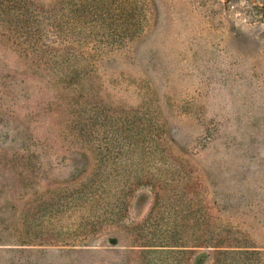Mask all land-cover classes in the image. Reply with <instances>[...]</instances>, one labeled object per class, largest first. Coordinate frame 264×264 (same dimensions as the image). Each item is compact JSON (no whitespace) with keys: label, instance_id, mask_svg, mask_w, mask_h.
<instances>
[{"label":"rangeland","instance_id":"1","mask_svg":"<svg viewBox=\"0 0 264 264\" xmlns=\"http://www.w3.org/2000/svg\"><path fill=\"white\" fill-rule=\"evenodd\" d=\"M0 264H264V0H0Z\"/></svg>","mask_w":264,"mask_h":264},{"label":"trees","instance_id":"2","mask_svg":"<svg viewBox=\"0 0 264 264\" xmlns=\"http://www.w3.org/2000/svg\"><path fill=\"white\" fill-rule=\"evenodd\" d=\"M102 10H103V9H102ZM81 11L83 12V13H81V16H83V17L81 18V20H90V21H92V20L89 18V16H91V12H92V11L88 10L87 8H81ZM103 12H104V11L101 12V15L103 14ZM96 14H98V12H96ZM92 17H95L96 19H94V20H95V21H98V22H100V21H105V17H104V18H101L102 20H100V18H98V17H96V16H92ZM152 187H153L154 189H155L156 187H157V188H161V187H162L161 189L164 190L163 185L160 184V183H155V182H153V183H152ZM157 193H158V195H160V192L157 191ZM189 225H190V223L186 222L185 225H184V228H187Z\"/></svg>","mask_w":264,"mask_h":264}]
</instances>
